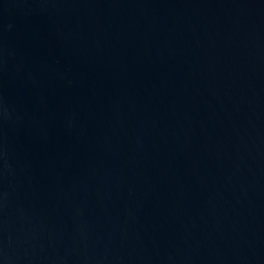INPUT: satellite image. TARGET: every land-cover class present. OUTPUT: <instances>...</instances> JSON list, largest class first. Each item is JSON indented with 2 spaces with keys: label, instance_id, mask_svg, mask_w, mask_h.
<instances>
[{
  "label": "water",
  "instance_id": "water-1",
  "mask_svg": "<svg viewBox=\"0 0 264 264\" xmlns=\"http://www.w3.org/2000/svg\"><path fill=\"white\" fill-rule=\"evenodd\" d=\"M0 264H264V0H0Z\"/></svg>",
  "mask_w": 264,
  "mask_h": 264
}]
</instances>
